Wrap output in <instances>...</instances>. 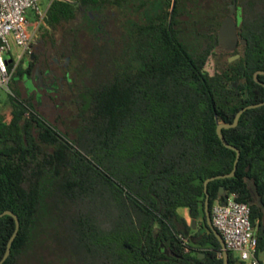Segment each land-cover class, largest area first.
<instances>
[{
  "label": "trees",
  "instance_id": "1",
  "mask_svg": "<svg viewBox=\"0 0 264 264\" xmlns=\"http://www.w3.org/2000/svg\"><path fill=\"white\" fill-rule=\"evenodd\" d=\"M127 1L51 0L39 49L9 80L11 108L0 112V213H15L19 228L3 264H20L38 245L70 264H224L206 223L203 183L230 173L236 159L217 122L264 101V74L254 77L264 70V0ZM108 3L122 15L114 29L102 15L93 22ZM231 6L241 12L242 54L209 73ZM81 9L86 34L74 25ZM36 71L47 84L40 93L23 79ZM42 97L64 111L53 122L37 109ZM222 133L240 154L234 176L208 182L209 210L229 192L248 203L259 257L264 104ZM14 229L12 216L0 217V260ZM228 264H236L230 251Z\"/></svg>",
  "mask_w": 264,
  "mask_h": 264
},
{
  "label": "built area",
  "instance_id": "2",
  "mask_svg": "<svg viewBox=\"0 0 264 264\" xmlns=\"http://www.w3.org/2000/svg\"><path fill=\"white\" fill-rule=\"evenodd\" d=\"M41 3L42 0H0V86L7 90L18 62L31 52L34 33L31 28L40 24L48 6L43 8ZM29 10L34 13L33 22L28 18ZM210 215L233 257L237 253L242 263L262 264L256 255L257 238L248 203L237 200L236 194L229 192L224 202L212 205Z\"/></svg>",
  "mask_w": 264,
  "mask_h": 264
},
{
  "label": "rangeland",
  "instance_id": "3",
  "mask_svg": "<svg viewBox=\"0 0 264 264\" xmlns=\"http://www.w3.org/2000/svg\"><path fill=\"white\" fill-rule=\"evenodd\" d=\"M51 0H42V7L45 8ZM130 0L127 1V3ZM136 1V0H135ZM96 14L93 18L95 23L98 21L99 16H104L107 21H111V26L114 29V26H117V24L120 22L118 21L119 18L122 16L120 13L119 8L114 7L111 3L107 4L105 8L99 13L97 11H94ZM100 14V15H99ZM28 18L30 21L35 20L34 13L29 10L28 11ZM241 20V12L240 9L236 6H231L230 11L227 15H225L220 22L219 29H218V46L214 50V54L211 55L210 59L208 60L206 70L209 73H214L216 71H219L222 68L223 63L226 60H229L230 53L233 52L234 49H237L239 52L242 51V43L238 37L237 30L240 24ZM36 23V22H35ZM88 20L86 18V12L81 9L79 10L76 19H75V26H77L82 33L86 34V31H90L88 28ZM42 22L40 24L33 25L31 28L34 30V41L32 45V52L39 49L40 45L38 44L37 40L40 38V32L44 30L42 28ZM59 34H57L58 37ZM82 44H85L84 41H82ZM238 54V53H237ZM26 56V55H25ZM24 62H27L30 57L26 56L24 58ZM61 59V58H60ZM238 58L232 59V61L236 60ZM20 63V62H19ZM72 68V65L69 67V69ZM15 71V70H14ZM57 72L60 73V70L58 69ZM43 74L39 75L38 71H36L33 76H29L28 74H23V79H25V84L28 87V90H34L36 92H39L40 88H46L47 84L45 81L41 80V76ZM35 82L37 84H35ZM51 86V85H50ZM49 86V88H50ZM48 88V89H49ZM10 92V89L7 90L5 87L0 86V112L8 113L10 110V103L8 102L7 95ZM62 98V97H61ZM59 102L56 100L48 99L47 97H42V103L40 106L37 107V109L46 116L50 121L53 122L54 117L59 113H63V109L58 107ZM58 107V108H57ZM59 127H61L60 124H58ZM189 222L193 223L190 217L188 216ZM196 226V222L194 223ZM29 255V256H28ZM30 255H34L30 257ZM260 259L264 261V254H260ZM235 263L240 264L241 262L238 259V254L234 253ZM20 264H70L68 262V259L66 256L64 257L63 253L54 252L51 248L48 246H36L32 253L26 254L23 259L21 260Z\"/></svg>",
  "mask_w": 264,
  "mask_h": 264
},
{
  "label": "water",
  "instance_id": "4",
  "mask_svg": "<svg viewBox=\"0 0 264 264\" xmlns=\"http://www.w3.org/2000/svg\"><path fill=\"white\" fill-rule=\"evenodd\" d=\"M218 34V33H217ZM218 36V35H217ZM241 41V40H240ZM242 43V46H243V41H241ZM240 54H235L234 56H231L229 58V61H231L232 59H235L237 57H239ZM258 74H264V70H258L254 73V77H255V80L258 81L257 79V75ZM263 84L264 86V83H261ZM264 104V101L262 102H258V103H254V104H249V105H246V106H243L242 108H240L235 116H234V119L231 123H223V122H217V125H216V132H217V135L218 137L220 138L221 142L228 148H231L233 150H235L236 152V159H235V162H234V167L232 169V171L228 174H223V175H215V176H211V177H208L204 180V183H203V187H204V192L206 194V198H205V201H204V212H205V219H206V223L208 225V227L211 229V231L214 233V235L216 236L217 240L219 241V244L221 246V251H222V256H223V262L224 264H228V260H229V252L226 250L225 248V244L223 242V239H222V236L221 234L217 231V229L213 226L212 224V220H211V215H210V210H209V201H208V193H207V184L209 181L211 180H214V179H218V178H224V177H232L234 176V173H235V168H236V163H237V160H238V157H239V150L230 145L226 140H225V137L222 133V129L223 128H230V127H234L237 125V122H238V119L240 117V115L246 110V109H249V108H254V107H258V106H261ZM222 191H223V188L220 187V194H222ZM10 215L13 217L14 221H15V229H14V232L13 234L11 235L8 243H7V247H6V251H5V254L3 256V258L0 260V264H3V261L6 259V257L9 255V252H10V246H11V242L12 240L14 239V237L16 236L17 234V231H18V228H19V220H18V217L15 213H13L11 210H5L3 212L0 213V217L3 216V215ZM192 224H194L195 220H192ZM203 254L200 253L199 254V257H202Z\"/></svg>",
  "mask_w": 264,
  "mask_h": 264
},
{
  "label": "flooded vegetation",
  "instance_id": "5",
  "mask_svg": "<svg viewBox=\"0 0 264 264\" xmlns=\"http://www.w3.org/2000/svg\"><path fill=\"white\" fill-rule=\"evenodd\" d=\"M236 7H238V6H236ZM238 8H239V7H238ZM239 9H240V8H239ZM34 32H35V31H34ZM33 41H34V33H33V38H32V45H33ZM242 50H243V46H242ZM237 53L240 54V55H239V57H240L241 54H242V51L239 52L237 49H234L233 52L230 53V57H231V56H234V55L237 54ZM31 54H32V48H31V52H30L29 54H26V56H30ZM26 56L24 55V56L21 58V60L19 61V62H22V65L25 63V62H24V60H25L24 58H25ZM239 57H237V58H239ZM228 61H229V60H228ZM19 62H18V63H19ZM229 62H231V61H229Z\"/></svg>",
  "mask_w": 264,
  "mask_h": 264
},
{
  "label": "crops",
  "instance_id": "6",
  "mask_svg": "<svg viewBox=\"0 0 264 264\" xmlns=\"http://www.w3.org/2000/svg\"><path fill=\"white\" fill-rule=\"evenodd\" d=\"M178 212L187 220V221H189V219H188V216H189V211H188V209L187 208H185V207H180V208H178ZM263 263H264V261H263ZM240 264H248V263H246V262H241Z\"/></svg>",
  "mask_w": 264,
  "mask_h": 264
}]
</instances>
